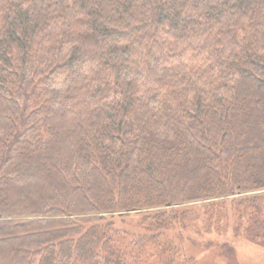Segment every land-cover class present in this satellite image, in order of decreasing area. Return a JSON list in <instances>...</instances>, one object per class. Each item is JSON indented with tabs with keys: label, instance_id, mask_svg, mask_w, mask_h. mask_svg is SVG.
<instances>
[{
	"label": "trees",
	"instance_id": "trees-1",
	"mask_svg": "<svg viewBox=\"0 0 264 264\" xmlns=\"http://www.w3.org/2000/svg\"><path fill=\"white\" fill-rule=\"evenodd\" d=\"M261 190L264 0H0V264H201Z\"/></svg>",
	"mask_w": 264,
	"mask_h": 264
},
{
	"label": "rangeland",
	"instance_id": "rangeland-1",
	"mask_svg": "<svg viewBox=\"0 0 264 264\" xmlns=\"http://www.w3.org/2000/svg\"><path fill=\"white\" fill-rule=\"evenodd\" d=\"M259 192H264V190L257 193ZM207 204L208 201L184 207L183 210L188 209L190 219L188 225L192 231H206L207 226H210ZM259 240H263L264 244V238ZM215 244L212 247H200L201 264H264V245L262 244L238 239L234 242L235 248L230 246L229 249L225 247L223 250L221 245Z\"/></svg>",
	"mask_w": 264,
	"mask_h": 264
},
{
	"label": "water",
	"instance_id": "water-1",
	"mask_svg": "<svg viewBox=\"0 0 264 264\" xmlns=\"http://www.w3.org/2000/svg\"><path fill=\"white\" fill-rule=\"evenodd\" d=\"M131 211H136V210H131Z\"/></svg>",
	"mask_w": 264,
	"mask_h": 264
}]
</instances>
